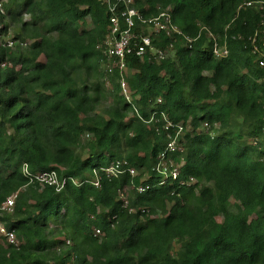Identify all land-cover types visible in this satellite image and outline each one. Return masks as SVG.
Returning a JSON list of instances; mask_svg holds the SVG:
<instances>
[{
  "label": "trees",
  "instance_id": "16d2710c",
  "mask_svg": "<svg viewBox=\"0 0 264 264\" xmlns=\"http://www.w3.org/2000/svg\"><path fill=\"white\" fill-rule=\"evenodd\" d=\"M244 1L264 0H136L146 17L167 10L189 37L207 30L191 48L178 40L166 59H126L139 115L148 121L162 111L184 129L183 153L170 154L179 181L164 185L152 169L165 134L133 114L117 71L105 86L96 46L107 8L98 0L7 1L0 23L8 17L13 40L28 45L0 48V204L17 193L0 221L18 242L0 237V264H264V68L248 44L264 11L238 9ZM207 32L226 41V58L212 56ZM122 159L133 178L102 177L98 189L84 183ZM24 165L80 185L55 192L31 182ZM138 186L150 188L139 194Z\"/></svg>",
  "mask_w": 264,
  "mask_h": 264
},
{
  "label": "built area",
  "instance_id": "2783aa9c",
  "mask_svg": "<svg viewBox=\"0 0 264 264\" xmlns=\"http://www.w3.org/2000/svg\"><path fill=\"white\" fill-rule=\"evenodd\" d=\"M8 0H0V16L5 15V4ZM108 11V26L107 32L103 40L97 44L96 48L102 56L101 68L104 73L105 86L109 85V75L113 71L119 74V89L120 94L124 100L131 106L133 114L140 120L146 123H153L156 126V131H161L165 134L166 145L164 150L158 155L157 162L152 171L161 175L162 180L159 185H164L168 181H179L180 169L179 166L171 159L170 154L183 153V147L179 144V139L184 131L181 124H176L167 119L164 112H154L148 121L144 120L137 110L133 98L130 94L128 84L126 82V59L128 57L139 58V60L160 61L173 55L175 51L174 45L178 40H184L188 48L200 37L202 31H207L204 27L201 28L200 33L196 37H189L184 34L176 25L172 23V19L165 9H159L155 16L146 17L135 7L136 0H98ZM242 7H249L258 11H264V1H244L238 9ZM169 39L167 45L164 47L161 44L160 36ZM206 38L212 42L211 52L215 59L226 58L229 55L226 41L222 44L210 32H207ZM250 52L256 56L259 67L264 68V17L262 18L259 27L248 38ZM28 43H21L13 40L7 35L0 36V47L14 49L16 46L24 48ZM9 63H3L1 67H8ZM157 104L161 103L158 99ZM158 116V117H157ZM205 127H208L205 124ZM264 134V130H263ZM87 137V135L85 136ZM257 141H253V145ZM22 172L28 176L30 181H34L43 186L52 187L55 192H60L64 185L70 181L74 185L79 186L80 183L67 177L59 178L55 171L42 172L31 175L28 172L27 166L24 165ZM127 173L130 177L136 175L135 170L129 165L126 160H116L110 165L94 168L92 175L84 183H89L94 188H100L102 177L117 178L121 174ZM195 183L191 179L189 182H181L182 186H189ZM150 186H138L137 192L139 194L145 193ZM122 201V208H128L129 203L124 192L118 195ZM17 198V193L8 196L4 202L0 204V216L12 214ZM115 218V217H114ZM101 236V230L94 229V237ZM0 237L7 243L17 246L18 242L13 231H10L5 226V223L0 221Z\"/></svg>",
  "mask_w": 264,
  "mask_h": 264
},
{
  "label": "rangeland",
  "instance_id": "374dc122",
  "mask_svg": "<svg viewBox=\"0 0 264 264\" xmlns=\"http://www.w3.org/2000/svg\"><path fill=\"white\" fill-rule=\"evenodd\" d=\"M23 18L25 20L28 19L27 16H24ZM1 22H2V24H5L8 27V36L9 37H13L14 33H15L14 30L16 29L15 24L11 23L8 17H4V19H2ZM110 104H111V99L110 98H107L106 101H103L102 105L99 108V113L102 114L103 111L105 110V108L108 107Z\"/></svg>",
  "mask_w": 264,
  "mask_h": 264
},
{
  "label": "clouds",
  "instance_id": "9594fccd",
  "mask_svg": "<svg viewBox=\"0 0 264 264\" xmlns=\"http://www.w3.org/2000/svg\"><path fill=\"white\" fill-rule=\"evenodd\" d=\"M24 16H26V15H24ZM28 17V16H27ZM13 38V37H12ZM2 48V47H1ZM3 49H5V48H3Z\"/></svg>",
  "mask_w": 264,
  "mask_h": 264
}]
</instances>
